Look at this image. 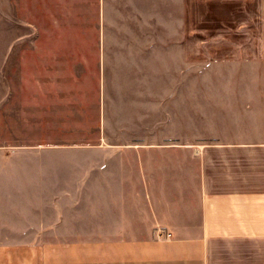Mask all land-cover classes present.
Instances as JSON below:
<instances>
[{
	"label": "rangeland",
	"instance_id": "1",
	"mask_svg": "<svg viewBox=\"0 0 264 264\" xmlns=\"http://www.w3.org/2000/svg\"><path fill=\"white\" fill-rule=\"evenodd\" d=\"M224 2L231 21L194 28L229 33H165L146 0H0V146L25 149L11 152L9 166L40 173L36 189L46 194L49 158L59 156L49 148L68 149L70 163L90 144L177 149L260 139L264 22L252 17V2ZM230 152L247 156L250 179L264 178V152ZM0 233L31 242L64 231ZM31 248L0 246V254L30 260Z\"/></svg>",
	"mask_w": 264,
	"mask_h": 264
},
{
	"label": "crops",
	"instance_id": "2",
	"mask_svg": "<svg viewBox=\"0 0 264 264\" xmlns=\"http://www.w3.org/2000/svg\"><path fill=\"white\" fill-rule=\"evenodd\" d=\"M146 1L165 33H229L194 28L199 21H231L232 8L224 0ZM247 2L255 7L252 17L263 24L264 0ZM220 5L225 12L216 13ZM262 52L263 130L255 141L179 149L90 144L80 147L81 156L70 163L68 149L49 148L59 156L49 158L46 194L36 189L41 174L15 171L14 162L9 166L7 161L12 151L0 146V231H64L62 239L31 242L4 241L0 233V246H31L33 251L30 260L0 254V264H264V185H248L264 178L250 179L242 172L247 156H230L233 149L264 152ZM24 197L32 199L30 205Z\"/></svg>",
	"mask_w": 264,
	"mask_h": 264
},
{
	"label": "built area",
	"instance_id": "3",
	"mask_svg": "<svg viewBox=\"0 0 264 264\" xmlns=\"http://www.w3.org/2000/svg\"><path fill=\"white\" fill-rule=\"evenodd\" d=\"M168 236H171V234H170V233H168Z\"/></svg>",
	"mask_w": 264,
	"mask_h": 264
}]
</instances>
